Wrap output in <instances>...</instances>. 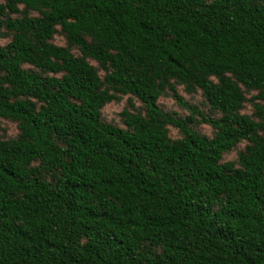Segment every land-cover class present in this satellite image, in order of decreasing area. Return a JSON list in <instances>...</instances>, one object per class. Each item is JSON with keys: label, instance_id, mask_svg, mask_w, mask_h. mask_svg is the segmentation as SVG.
Returning <instances> with one entry per match:
<instances>
[{"label": "trees", "instance_id": "1", "mask_svg": "<svg viewBox=\"0 0 264 264\" xmlns=\"http://www.w3.org/2000/svg\"><path fill=\"white\" fill-rule=\"evenodd\" d=\"M6 36L0 264H264V0H0ZM128 95L144 113L105 122Z\"/></svg>", "mask_w": 264, "mask_h": 264}, {"label": "rangeland", "instance_id": "2", "mask_svg": "<svg viewBox=\"0 0 264 264\" xmlns=\"http://www.w3.org/2000/svg\"><path fill=\"white\" fill-rule=\"evenodd\" d=\"M21 10L24 11L25 8L21 7ZM37 13L35 12H29V16H36ZM14 17H22V14L13 15ZM11 41L10 36L6 37H0V46H6ZM53 42L57 45L67 47V39L66 36L62 33H58L54 36ZM73 52L76 55H80V52L73 48ZM91 64H93L99 71L101 77L105 76V71L100 67V65L95 61H90ZM178 92L180 95L191 105L197 106L201 112H203L206 115H211L212 117L218 118L220 117V114L213 113L211 111L208 103L205 101L201 91H197L195 93L189 94L186 92L184 86H177ZM247 102L244 105V108L242 109L243 114H247L250 116H253L255 113V103H259L260 101L255 99V96L257 95L256 92H245ZM130 102L133 103L134 107L130 106ZM159 105L160 107L169 113H177L178 116L186 118L189 115V111L186 109L181 108L175 99L172 97L170 93L168 95L163 96L159 99ZM129 110L133 113H144L145 106L144 104L136 97L128 95L123 96L120 101H114L112 103L107 104L103 110V120L105 122L114 124L120 128H127L125 123L123 122L124 117L122 116V113L124 110ZM195 129L199 131L201 134L206 135L210 138L214 136L215 130L208 124H196L194 125ZM19 134V127L18 124L14 121L7 120L0 118V137L4 139H14ZM170 136L172 139H177L181 137L180 132L174 128H170ZM247 146V142H242L237 145V147L231 151L230 153H227L223 156V162H236L238 160V154L241 151H244V149Z\"/></svg>", "mask_w": 264, "mask_h": 264}]
</instances>
